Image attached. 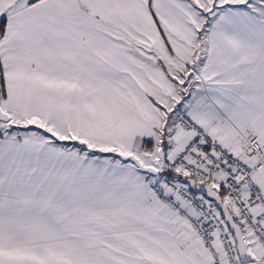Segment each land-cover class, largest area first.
Returning <instances> with one entry per match:
<instances>
[{"label":"snow or ice","instance_id":"1","mask_svg":"<svg viewBox=\"0 0 264 264\" xmlns=\"http://www.w3.org/2000/svg\"><path fill=\"white\" fill-rule=\"evenodd\" d=\"M0 264H264V0H0Z\"/></svg>","mask_w":264,"mask_h":264}]
</instances>
